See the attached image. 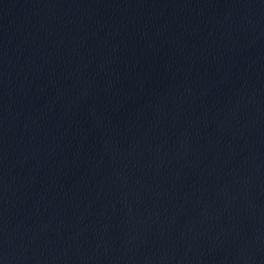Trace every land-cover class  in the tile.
<instances>
[{"label":"water","instance_id":"water-1","mask_svg":"<svg viewBox=\"0 0 264 264\" xmlns=\"http://www.w3.org/2000/svg\"><path fill=\"white\" fill-rule=\"evenodd\" d=\"M0 264H264V0H0Z\"/></svg>","mask_w":264,"mask_h":264}]
</instances>
